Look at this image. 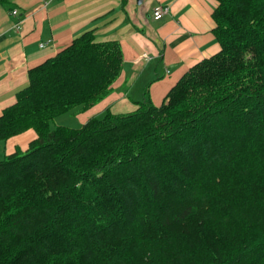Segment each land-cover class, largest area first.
<instances>
[{"label":"trees","instance_id":"trees-1","mask_svg":"<svg viewBox=\"0 0 264 264\" xmlns=\"http://www.w3.org/2000/svg\"><path fill=\"white\" fill-rule=\"evenodd\" d=\"M215 1L219 50L157 105L50 126L121 71L93 29L28 68L0 112V142L35 132L0 158V264H264V0Z\"/></svg>","mask_w":264,"mask_h":264},{"label":"crops","instance_id":"crops-1","mask_svg":"<svg viewBox=\"0 0 264 264\" xmlns=\"http://www.w3.org/2000/svg\"><path fill=\"white\" fill-rule=\"evenodd\" d=\"M167 7L161 19L152 7ZM215 0H8L0 3V112L26 85L27 70L54 55L85 30L97 40H117L121 71L110 92L92 108L76 112L82 124L105 110L124 114L143 99L159 104L180 75L219 50L211 12ZM15 9L17 14H12ZM18 28L14 27L16 21ZM40 43H43L40 46ZM146 57H145V55ZM28 129L1 141L4 155L25 149Z\"/></svg>","mask_w":264,"mask_h":264},{"label":"rangeland","instance_id":"rangeland-1","mask_svg":"<svg viewBox=\"0 0 264 264\" xmlns=\"http://www.w3.org/2000/svg\"><path fill=\"white\" fill-rule=\"evenodd\" d=\"M76 114V108L73 110H70L66 113L60 114L58 116H56L51 122H50V126L54 127L56 125H65L68 127H78L81 125L77 115ZM102 114H99V116ZM2 144L0 142V158L3 157L4 152L2 151Z\"/></svg>","mask_w":264,"mask_h":264},{"label":"built area","instance_id":"built-area-1","mask_svg":"<svg viewBox=\"0 0 264 264\" xmlns=\"http://www.w3.org/2000/svg\"><path fill=\"white\" fill-rule=\"evenodd\" d=\"M11 13L12 14H17V11L15 10V9H13V10H11ZM167 13V7H165V6H163V5H161L160 3H156L153 7H152V18L154 19V20H158V19H161L162 18V16L164 15V14H166ZM19 20L18 21H16L15 23H14V27L15 28H18V26H19ZM43 45V43H40V46H42ZM145 55V54H144ZM145 57H146V55H145Z\"/></svg>","mask_w":264,"mask_h":264}]
</instances>
